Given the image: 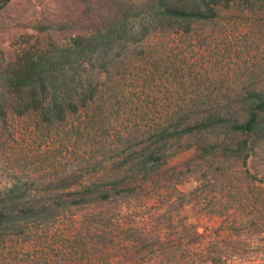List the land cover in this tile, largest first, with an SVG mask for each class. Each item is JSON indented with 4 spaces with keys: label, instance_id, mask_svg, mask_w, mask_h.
I'll list each match as a JSON object with an SVG mask.
<instances>
[{
    "label": "rangeland",
    "instance_id": "374dc122",
    "mask_svg": "<svg viewBox=\"0 0 264 264\" xmlns=\"http://www.w3.org/2000/svg\"><path fill=\"white\" fill-rule=\"evenodd\" d=\"M108 1L11 0L0 9V65L95 28ZM99 59L76 76L91 78L97 96L63 122L18 115L6 103L0 188L16 176L47 182L75 173L88 182L103 172L95 164L169 118L264 88V0H232L212 21L152 27L138 44L115 48L105 66ZM0 96L12 95L0 88ZM195 155L181 152L169 166L184 171ZM205 168L195 163L175 188L148 185L137 199L74 210L23 234L0 230V264H264V148L247 167L222 164L203 181Z\"/></svg>",
    "mask_w": 264,
    "mask_h": 264
},
{
    "label": "trees",
    "instance_id": "16d2710c",
    "mask_svg": "<svg viewBox=\"0 0 264 264\" xmlns=\"http://www.w3.org/2000/svg\"><path fill=\"white\" fill-rule=\"evenodd\" d=\"M10 1L0 0V9ZM114 1L106 2L107 12L95 16V22L99 21L95 28L85 27L65 44L50 42L45 48L24 49L0 65V88L12 95L0 96V117L8 103L18 115L35 111L49 124L65 121L97 96L98 86L91 78L76 80L88 70V63L99 57L105 66L115 48L138 44L152 27L212 21L219 7L232 0ZM144 14H148L146 20ZM198 109L177 114L146 137L131 141L109 164H95L103 172L96 170L88 182L75 173L47 182L14 177L0 188V230L23 234L52 225L74 210L137 199L144 191L149 194L148 185L154 190L163 184L175 188L201 161L206 162L201 173L205 181L219 165L235 161L247 167L264 148V88L249 87L219 108ZM194 148L197 155L184 162L186 170L178 172L177 166H169L181 152Z\"/></svg>",
    "mask_w": 264,
    "mask_h": 264
},
{
    "label": "built area",
    "instance_id": "2783aa9c",
    "mask_svg": "<svg viewBox=\"0 0 264 264\" xmlns=\"http://www.w3.org/2000/svg\"><path fill=\"white\" fill-rule=\"evenodd\" d=\"M235 259H236V257H235Z\"/></svg>",
    "mask_w": 264,
    "mask_h": 264
}]
</instances>
